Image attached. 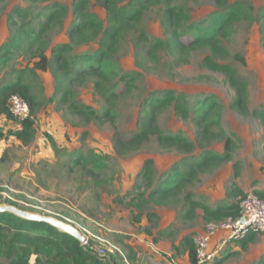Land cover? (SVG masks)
I'll use <instances>...</instances> for the list:
<instances>
[{"label":"rangeland","instance_id":"rangeland-1","mask_svg":"<svg viewBox=\"0 0 264 264\" xmlns=\"http://www.w3.org/2000/svg\"><path fill=\"white\" fill-rule=\"evenodd\" d=\"M74 1L0 0V45L14 29L9 25V16H14L18 23L32 19L36 24L45 19L54 4L65 8L66 13L49 32L50 47L67 43ZM242 1L252 6L253 15L264 6V0ZM176 4L188 14L189 21L201 19L217 9L216 0H178ZM17 8L24 9L25 18L15 13ZM88 10L106 26L105 9L99 1L89 0ZM162 12V6H152L144 12L142 25L151 40L167 37L161 23ZM223 44L229 52L228 62L248 83V112L241 113L230 106L234 93L221 73L202 67L204 49L192 52L187 64L169 71L167 55L160 54L155 62L146 61L141 56L145 44L135 45L133 37L128 35L122 38L118 51L101 65L118 77L127 72L138 74L132 92L117 101L113 110L116 126L125 136L135 130L144 98L152 91L173 89L197 106L198 100L208 94L219 103V122L231 140L228 151L232 158L212 172L201 174L200 182L189 188L197 200L210 207L238 203L239 197L227 196L234 186L244 192L264 190V128L260 119L251 113L264 109V47L259 22L235 23ZM97 48V41L73 44L68 57L91 53ZM14 51L9 60L0 63V81L12 78L8 72L13 67H27L26 82L30 83L32 92L39 98L52 97L54 79L49 71L33 69V59L28 54L19 48ZM74 99L98 111L104 108L91 79L75 89ZM56 100L53 97V101L46 102L37 112L31 143L24 145L13 137L0 136V206L10 205L51 216L74 226L88 238L92 255L100 256L98 253L103 249L110 264H189L181 241L185 236L192 238L206 225L202 209L196 210L193 219L186 220L182 218L180 206L142 203L135 197L137 192L147 194L150 189L140 175L146 159L153 160L152 182L160 173L169 172L182 154L162 150L152 140L136 152L116 155L112 148L113 128L109 123L100 127L92 123L72 125L56 109ZM159 125L166 134L179 132L189 140L195 139L192 117L183 120L171 108L160 114ZM14 126L13 120L0 116L2 133ZM212 147L215 151H224L225 139L214 142ZM235 162L239 167L238 176ZM147 212L156 216L148 217ZM263 258L264 234H260L247 249L228 246L224 255L220 253L210 264H258Z\"/></svg>","mask_w":264,"mask_h":264},{"label":"trees","instance_id":"trees-1","mask_svg":"<svg viewBox=\"0 0 264 264\" xmlns=\"http://www.w3.org/2000/svg\"><path fill=\"white\" fill-rule=\"evenodd\" d=\"M97 1L105 9L106 26L88 10L89 0H75L72 5L73 19L67 32L68 42L51 47L49 32L64 17L65 8L52 5L45 19L36 24L32 19H24L18 23L14 16L8 17L9 25L14 29L0 45V63L9 60L15 52L14 49L19 48L33 59V69L49 71L54 79V90L52 97L39 98L32 92L30 83L26 82L27 67H13L8 72L12 78L0 81V116L12 120L8 108V99L12 94L26 99L29 116L19 126L8 128L6 133L0 131V136L13 137L24 145L31 143L37 112L46 102L53 101V97H56V109L72 125L92 123L100 127L109 123L113 128L112 148L116 155L124 156L136 152L143 144L152 140L162 150H173L182 154L169 172L160 173L152 182L153 160L148 158L144 161L140 175L150 185V189L147 194L137 192L135 197L140 202L180 206L182 218L186 220L193 219L196 210L201 208L206 224L237 218L239 203L232 201L210 207L197 200L189 190L195 183L200 182L201 174L212 172L232 158L228 151L231 140L220 126V105L215 98L207 94L198 100L197 106L191 105L183 94L176 93L173 89L152 91L144 98L135 130L125 136L116 126L113 110L117 101L132 92L138 74L127 72L118 77L105 71L101 65L118 51L122 38L128 35L133 37L135 45L145 44L141 56L146 61L155 62L160 54L167 55L169 71L187 64L192 52L204 49L206 54L201 60L202 67L221 73L234 93L230 106L241 113L248 112V83L228 62L229 52L223 39L231 35L235 23L241 20L257 21L264 47V6L253 15L252 6L246 5L242 0H216V10L201 19L189 21L188 14L176 4L178 0ZM152 6L163 7L161 23L167 33L164 39L151 40L144 31L142 18L144 12ZM15 13L23 16L26 12L17 8ZM91 41L98 43L95 51L75 53L68 57L73 44ZM89 79L103 103L104 108L101 111L74 99L75 89ZM168 108L183 120L192 117L195 125L194 141L179 132L166 134L162 131L159 116ZM251 113L260 119L264 128V109L253 110ZM75 118L77 120H73ZM222 138L225 139L224 151H215L213 143ZM233 166L235 175L238 176V163L235 162ZM253 191L264 198V190ZM244 193L242 189L234 186L227 192V196L240 198ZM145 215L156 216L153 212ZM256 238V234L250 233L239 242L240 248L247 249ZM181 246L182 251L188 254L189 264H196L192 238L183 237ZM92 254L90 247L82 245L76 238L50 224L0 211V264H110V261L106 262L104 255L96 257ZM32 257L34 260H31ZM258 264H264V258Z\"/></svg>","mask_w":264,"mask_h":264},{"label":"built area","instance_id":"built-area-1","mask_svg":"<svg viewBox=\"0 0 264 264\" xmlns=\"http://www.w3.org/2000/svg\"><path fill=\"white\" fill-rule=\"evenodd\" d=\"M8 108L16 126H19L29 116V105L26 99L18 94H12L9 97ZM238 203L239 216L237 218L209 222L192 237L196 264H210L227 245L242 240L250 233L264 232V198L253 190H249L239 198ZM240 219H243V222H240ZM81 234L85 239L81 244L93 250V247L87 243L88 238L84 233ZM103 253L104 250L100 249L98 255H103ZM120 256L124 259L123 261H126L123 254L120 253Z\"/></svg>","mask_w":264,"mask_h":264},{"label":"water","instance_id":"water-1","mask_svg":"<svg viewBox=\"0 0 264 264\" xmlns=\"http://www.w3.org/2000/svg\"><path fill=\"white\" fill-rule=\"evenodd\" d=\"M0 211H8V212H12V213L16 214L17 216H19L21 218L45 222L47 224H50V225L58 228L59 230L65 232V233H68L69 235L76 238L80 242H83L85 240L77 228H75L74 226H72L68 223H65L59 219H56L54 217L29 213V212H26L24 210L18 209L16 207H13L10 205L0 206ZM240 222H243V219H240Z\"/></svg>","mask_w":264,"mask_h":264},{"label":"crops","instance_id":"crops-1","mask_svg":"<svg viewBox=\"0 0 264 264\" xmlns=\"http://www.w3.org/2000/svg\"><path fill=\"white\" fill-rule=\"evenodd\" d=\"M14 127H16V126H14ZM239 188H240V187H239ZM240 189H241V188H240ZM260 190H262V189H260ZM243 191H244V190H243ZM260 234H264V232H263V233H260ZM260 234H256V235L258 236V235H260ZM248 235H249V234H248ZM248 235H247V236H248ZM217 237H219V235H217ZM240 241H241V240H240ZM240 241H237V242L231 243V244L227 245L226 248H227L228 246L239 245V242H240ZM250 244H251V243H250ZM250 244H249V245H250ZM249 245H248V246H249ZM248 246H247V247H248ZM226 248L223 249V251L221 252V255H224Z\"/></svg>","mask_w":264,"mask_h":264}]
</instances>
